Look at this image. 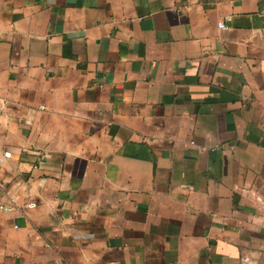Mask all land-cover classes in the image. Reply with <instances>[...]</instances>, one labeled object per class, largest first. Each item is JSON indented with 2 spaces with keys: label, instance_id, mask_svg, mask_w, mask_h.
Returning a JSON list of instances; mask_svg holds the SVG:
<instances>
[{
  "label": "crops",
  "instance_id": "crops-1",
  "mask_svg": "<svg viewBox=\"0 0 264 264\" xmlns=\"http://www.w3.org/2000/svg\"><path fill=\"white\" fill-rule=\"evenodd\" d=\"M0 99V264H264V0H0Z\"/></svg>",
  "mask_w": 264,
  "mask_h": 264
},
{
  "label": "built area",
  "instance_id": "built-area-1",
  "mask_svg": "<svg viewBox=\"0 0 264 264\" xmlns=\"http://www.w3.org/2000/svg\"><path fill=\"white\" fill-rule=\"evenodd\" d=\"M218 28L223 29L224 28L223 24L219 23ZM1 106H2V100L0 99V111H1ZM9 157H10L9 153H3V155L0 156V164L4 159H7ZM4 198L6 199V201H2ZM14 202H15V198L12 196L10 197L7 191L0 192V210L2 212L7 213L12 211L15 204ZM26 207L28 209H32L35 207V203H28Z\"/></svg>",
  "mask_w": 264,
  "mask_h": 264
}]
</instances>
